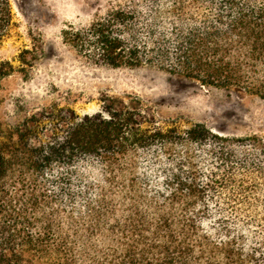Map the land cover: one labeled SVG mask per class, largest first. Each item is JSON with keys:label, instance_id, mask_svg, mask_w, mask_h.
Returning <instances> with one entry per match:
<instances>
[{"label": "trees", "instance_id": "16d2710c", "mask_svg": "<svg viewBox=\"0 0 264 264\" xmlns=\"http://www.w3.org/2000/svg\"><path fill=\"white\" fill-rule=\"evenodd\" d=\"M10 21L0 0V38ZM61 36L96 66L264 99V0H125ZM13 70L0 62V78ZM102 101L79 116L0 95V264H264V134Z\"/></svg>", "mask_w": 264, "mask_h": 264}, {"label": "rangeland", "instance_id": "374dc122", "mask_svg": "<svg viewBox=\"0 0 264 264\" xmlns=\"http://www.w3.org/2000/svg\"><path fill=\"white\" fill-rule=\"evenodd\" d=\"M124 1L8 0L11 21L0 38V62L8 61L14 70L0 78V95L6 102L18 97L33 106L56 101L79 116L101 110L104 96L134 99L148 107L157 125L203 124L224 135L264 134V99L207 88L151 66H96L63 42L67 26H85Z\"/></svg>", "mask_w": 264, "mask_h": 264}]
</instances>
